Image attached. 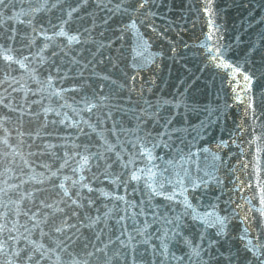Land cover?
Instances as JSON below:
<instances>
[{"label": "snow or ice", "instance_id": "snow-or-ice-1", "mask_svg": "<svg viewBox=\"0 0 264 264\" xmlns=\"http://www.w3.org/2000/svg\"><path fill=\"white\" fill-rule=\"evenodd\" d=\"M88 4L21 0L17 7L0 0V264H264V124L255 131L256 111L264 112V0L259 16H249L259 31L237 60L225 55L213 0L197 9L208 20L201 72L212 66L221 73L253 126L248 149L232 141L241 154L251 153V162L243 155L237 161L248 176L237 187L250 195L234 208L225 202L224 209L210 194L214 184L222 186L216 163L224 160L189 139L176 110L182 102L187 110V101L155 93L149 102L148 82L136 87L157 58L181 59L177 42L155 23L160 13L154 7L163 5L100 0L94 12H85ZM101 11L104 32L113 26L106 37L96 31ZM149 31L166 40L167 49L149 53ZM129 34L134 42L122 50L115 41ZM70 74L79 79L66 88ZM89 78H97L99 90L107 81L136 93L137 103L112 105L116 97L102 95ZM195 78L181 76L177 87L187 91ZM238 127L244 132L248 125ZM129 190L139 199L129 198Z\"/></svg>", "mask_w": 264, "mask_h": 264}, {"label": "water", "instance_id": "water-1", "mask_svg": "<svg viewBox=\"0 0 264 264\" xmlns=\"http://www.w3.org/2000/svg\"><path fill=\"white\" fill-rule=\"evenodd\" d=\"M5 2L8 3L9 0H5ZM99 2L100 0H89V4L84 11L94 12L93 5ZM260 2L261 0H213L214 7L217 10V15L213 17V21L220 26L219 35L222 37V43L226 49L225 55L229 59H240L246 51L245 44L259 31V27L252 20H249V16H259L257 5ZM11 3L17 7L22 6L21 0H11ZM154 3L163 5L159 9L154 7V10L160 13L155 17V23L159 25L158 31L166 32L168 40L177 42L181 59L174 62L168 58H157L155 65H148L147 69L138 75L136 87L138 89L142 87L140 81L148 82L143 85V91L145 93L144 99L149 102H154L153 95L155 93H160L166 97L178 93V99L182 96L187 101L189 105L187 110L183 102L176 110L181 114V120L187 121L186 124H183V127L189 132V139L196 138L201 147L204 144L209 145L212 152L218 154L224 160L223 164L216 163L219 172L218 179L221 181L222 186L214 184L210 194L219 197L218 206L220 209L225 208V202L227 201H231V207L234 208L242 203V197L250 195L247 189L241 192L237 187L238 183L241 187L248 183V176L244 174L243 162L237 164V161L241 160L243 155L244 161L251 162L252 156L250 152L241 154V145L239 143L233 144L232 141H244L243 147L245 149L249 148L247 141L250 139L249 133L253 130L251 117L245 115L246 105L243 101H234L232 90L227 81L225 80L222 84L221 73L212 66L201 72V69L204 68L205 50L200 46V41L204 39L203 33L208 31L207 17L202 13L197 16V9L203 3V0H154ZM7 14L11 15V9L7 11ZM104 15L105 11L96 13V31L97 33H104L106 37L113 26L109 25V32H104V25L99 22ZM194 17L197 18L194 19ZM53 23H55L54 20ZM19 27L23 29L24 26L20 25ZM73 27H75V24H73ZM141 31L145 30L142 28ZM146 35L151 37L152 47L149 49V53L159 52L161 48L167 49L168 43L162 37L152 34L150 31L146 32ZM237 36L240 37L239 42L236 40ZM134 39L129 34L123 41H115V43L122 44V50H129ZM185 44L188 45L187 48L184 47ZM112 50L115 51V48ZM52 51H55V49H52ZM107 55L108 53L104 52V56ZM81 56L87 59L88 52L81 53ZM95 59L99 61L100 56H96ZM56 62H60L59 54L56 57ZM185 65L186 67H183ZM98 67L107 69L108 66L102 64ZM72 71L74 72L75 69L73 68ZM181 76L185 79L190 76L196 77L194 80H189L190 86L187 91L183 87H177ZM113 78L116 79V77ZM72 79L79 78L70 74L63 86L67 88ZM89 79L92 87H96L102 95L110 92L116 97L115 100L111 101L112 105L123 104L133 107L137 103L136 93L129 94L126 89H120L118 84L114 85L107 81L104 82L105 88L99 90L97 78ZM29 87H33V85H29ZM150 88L152 91H149ZM73 95L75 93L70 91L67 99L71 101ZM35 98V96L32 97V99ZM191 105H195L196 110L193 111ZM115 115L119 116L121 113L117 112ZM255 115L257 119L255 131L259 134L261 131L260 124H264V112L257 109ZM52 119L53 116L50 115L49 121ZM243 124H247L248 127L244 132H240L238 126ZM188 125H191V128ZM107 126L111 127V123ZM49 130H52L51 127H49ZM44 138L55 143V139L52 137ZM220 141H226L227 143L220 144ZM36 144L39 145L40 141H36ZM25 149L28 150L27 143ZM201 163H203V160H201ZM193 167H195V164H193ZM234 167L235 171L233 170ZM252 171L251 166H249L247 172L252 173ZM129 198L139 199V194H132L129 190ZM232 223L234 228L240 226L238 218L234 219Z\"/></svg>", "mask_w": 264, "mask_h": 264}]
</instances>
